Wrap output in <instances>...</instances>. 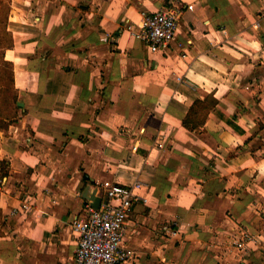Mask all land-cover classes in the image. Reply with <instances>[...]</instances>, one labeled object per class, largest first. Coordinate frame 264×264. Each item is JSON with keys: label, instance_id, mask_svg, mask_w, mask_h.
<instances>
[{"label": "crops", "instance_id": "1", "mask_svg": "<svg viewBox=\"0 0 264 264\" xmlns=\"http://www.w3.org/2000/svg\"><path fill=\"white\" fill-rule=\"evenodd\" d=\"M7 4L21 105L0 130V264H70L86 184L102 200L105 182L135 180L147 200L119 264H264V0ZM163 7L182 13L151 52L124 25ZM195 100L208 110L187 127ZM237 225L244 249L228 242Z\"/></svg>", "mask_w": 264, "mask_h": 264}, {"label": "built area", "instance_id": "2", "mask_svg": "<svg viewBox=\"0 0 264 264\" xmlns=\"http://www.w3.org/2000/svg\"><path fill=\"white\" fill-rule=\"evenodd\" d=\"M181 13L175 7L143 12L137 24L126 22L124 28L151 52H156L174 40ZM139 187L138 180L127 185L105 182L99 207L94 209L89 203L84 204V215L71 222L77 243L70 264H119L133 256L134 251L123 244V238L131 204L147 200L138 193ZM176 234V230L171 231V235ZM251 238L239 225L228 234L229 244L236 249H244Z\"/></svg>", "mask_w": 264, "mask_h": 264}, {"label": "trees", "instance_id": "3", "mask_svg": "<svg viewBox=\"0 0 264 264\" xmlns=\"http://www.w3.org/2000/svg\"><path fill=\"white\" fill-rule=\"evenodd\" d=\"M8 13L7 0H0V79L3 75H7L8 82L0 88V102L5 104L6 113H2L0 109V130H6L17 114L18 107L16 106V92L12 84V67L11 63L3 58L2 49L11 45V35L6 30ZM9 67V70L6 69ZM2 103V104H3ZM207 105L200 100H195L183 119V124L187 127H193L196 122L202 121L207 111ZM9 165L7 160L0 159V184L3 178L8 175Z\"/></svg>", "mask_w": 264, "mask_h": 264}, {"label": "water", "instance_id": "4", "mask_svg": "<svg viewBox=\"0 0 264 264\" xmlns=\"http://www.w3.org/2000/svg\"><path fill=\"white\" fill-rule=\"evenodd\" d=\"M16 104L18 106L21 105L18 101L16 102ZM82 197L89 203L92 208L97 209L101 201L99 186L92 183L86 184V186L82 190Z\"/></svg>", "mask_w": 264, "mask_h": 264}, {"label": "rangeland", "instance_id": "5", "mask_svg": "<svg viewBox=\"0 0 264 264\" xmlns=\"http://www.w3.org/2000/svg\"><path fill=\"white\" fill-rule=\"evenodd\" d=\"M7 70H9V67H6ZM8 82V79H7V75H3V77L0 79V88H2V86H4L5 84H7ZM3 102H0V109H1V112L2 113H6L7 110H6V107H5V104ZM16 117V116H15ZM13 119H15L13 117Z\"/></svg>", "mask_w": 264, "mask_h": 264}]
</instances>
